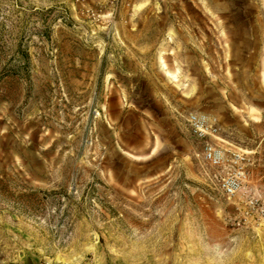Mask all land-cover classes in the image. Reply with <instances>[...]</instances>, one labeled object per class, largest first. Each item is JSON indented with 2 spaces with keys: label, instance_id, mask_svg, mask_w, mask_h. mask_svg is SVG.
Masks as SVG:
<instances>
[{
  "label": "rangeland",
  "instance_id": "1",
  "mask_svg": "<svg viewBox=\"0 0 264 264\" xmlns=\"http://www.w3.org/2000/svg\"><path fill=\"white\" fill-rule=\"evenodd\" d=\"M0 264H264V0H0Z\"/></svg>",
  "mask_w": 264,
  "mask_h": 264
},
{
  "label": "built area",
  "instance_id": "2",
  "mask_svg": "<svg viewBox=\"0 0 264 264\" xmlns=\"http://www.w3.org/2000/svg\"><path fill=\"white\" fill-rule=\"evenodd\" d=\"M187 120L192 131L196 135L202 136L205 134H212V128L208 126L202 114L191 113L187 117ZM202 152L204 158L214 165L220 164L224 158L223 151L210 143L204 144ZM243 159V154L238 152L232 153L231 161L238 164L236 169L232 172H227L226 174L219 176V186L221 190L227 195L233 194L237 189H239L241 183L245 179L244 170L242 169Z\"/></svg>",
  "mask_w": 264,
  "mask_h": 264
}]
</instances>
